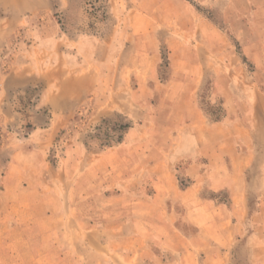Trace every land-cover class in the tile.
Instances as JSON below:
<instances>
[{"label": "rangeland", "instance_id": "rangeland-1", "mask_svg": "<svg viewBox=\"0 0 264 264\" xmlns=\"http://www.w3.org/2000/svg\"><path fill=\"white\" fill-rule=\"evenodd\" d=\"M30 1L0 0V264H264V0ZM128 25L149 30L77 52ZM60 70L96 88L38 108ZM21 75L40 81L9 95ZM31 111L53 117L49 169L5 193Z\"/></svg>", "mask_w": 264, "mask_h": 264}, {"label": "crops", "instance_id": "crops-1", "mask_svg": "<svg viewBox=\"0 0 264 264\" xmlns=\"http://www.w3.org/2000/svg\"><path fill=\"white\" fill-rule=\"evenodd\" d=\"M17 1L19 3L17 2L15 4V9L17 11H23L24 2H22V0H17ZM41 1H44V0H41ZM41 3L40 1L32 0L28 3V5L31 6L32 8L38 9L42 5ZM17 5H19L20 10L17 9L18 8ZM148 30H144L143 28L138 29L135 27V25L124 26V27H121L119 30L114 28L113 34H112L113 36L111 38L107 39L105 37H99L98 35L96 36L93 35V37H95L96 43H94L93 38H90V36H87L88 38L85 39L84 41H86V43H93L92 46H90L91 44H87L86 46L84 44L85 42L82 39H80L77 44V47H78L77 52L80 55L89 54V56L93 57V54L96 53L95 51L96 44H97L96 50H98L100 46H107V48H109V46H112V49H113V46H117V50L124 49L126 45H129L132 43L135 44L138 36L145 35ZM173 33H177V32H173ZM61 41L62 40H57L56 45H59V46L62 45L63 42ZM169 41L171 42L172 49L176 51L177 50L176 43L179 42L178 38L174 36V34H171L169 36ZM154 43H156V41ZM103 44H106V45H103ZM59 46L55 49V51L57 49H61ZM173 56H174V53H173ZM94 59L97 61L96 57H93L92 61H95ZM190 65L199 67L203 65V63L199 61L197 63L191 62ZM90 74L92 75V77H89L88 73H85V74L79 73L78 76L76 75L74 77L67 78V73L65 71L60 70L59 74L49 75L50 77L49 83L51 84V88L47 86L45 88L43 87L44 91L41 95L40 102L36 106L38 108L40 106L42 107L51 106L55 108L56 106L68 105L69 101L72 99L73 96L74 97H85L91 91L93 92L94 88H96L95 87V84L97 82V78L95 77L96 74L95 73H90ZM39 81L40 80L34 78L33 75L32 76H28V75L15 76V77L10 78L7 81L6 90L8 91L9 95L14 91H17L18 93L19 92L25 93L29 89L34 90L35 86L37 85V82ZM55 86L57 87V91L54 90ZM6 112L8 114L13 115V113H10L8 111ZM18 114L19 115L22 114V111H18V113L15 114L16 117L22 120V117L18 116ZM29 119H31L34 124H33V128L30 129L29 133L27 134V136H25L24 140L22 141L21 139L15 138L10 143V145H12V148H11L12 153H11V159L8 161L9 164L7 165V179L4 183L5 193H8L11 189L12 191L15 190V192L16 190L18 191V189L20 191H23L22 188H24V186L27 188H38V185L40 183H36L35 187H31V186H26L24 183H22V180L27 177H32L33 173L38 171V167L42 163H44L45 165L47 164L48 169H49V165L47 162L46 148H48L49 145L52 143L53 138H54L53 136L56 133V128L52 124L53 117H51L49 113L35 111V112H32V114L29 117L25 118L24 120H29ZM48 120H51V122H49ZM218 123L219 121L213 122L214 125ZM37 139H39L38 140L39 144L35 142L37 141ZM195 167H197L196 164H192L191 169L193 168L195 169ZM211 175L212 174H210V171H209V174H208L209 179H211V177H214V178L216 177L215 175H212V176ZM199 176L200 175H198V177ZM194 189L195 188L180 190L178 194L180 195V197L183 198L184 196H187L189 192H193L192 193L193 195H196L197 198L199 197L201 199L202 189L198 190V192L197 190H194ZM194 191L196 192L194 193ZM15 192L13 191V193ZM160 194L161 193L158 190V196ZM202 200L209 202V203H214L215 205V202L212 199L203 198L201 199V201ZM223 206L226 208V210H232L234 211V213L237 208V207L234 208L232 206V209H229L227 208L226 205H223ZM234 213L232 214V216L235 215ZM233 220L234 222L238 221L236 225H242L241 222L244 220V218L240 217L238 220L237 219H233ZM162 226H163L162 223H160L158 226L159 231H161ZM136 250H139V247H137ZM255 250H258V248Z\"/></svg>", "mask_w": 264, "mask_h": 264}, {"label": "trees", "instance_id": "trees-1", "mask_svg": "<svg viewBox=\"0 0 264 264\" xmlns=\"http://www.w3.org/2000/svg\"><path fill=\"white\" fill-rule=\"evenodd\" d=\"M213 108L206 109L207 114L209 115L211 121H220L222 120L226 115V109L223 106V103L221 102L216 108V106H212Z\"/></svg>", "mask_w": 264, "mask_h": 264}]
</instances>
